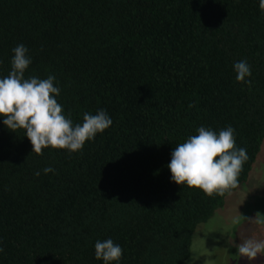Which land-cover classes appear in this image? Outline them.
Masks as SVG:
<instances>
[{
    "label": "trees",
    "instance_id": "trees-1",
    "mask_svg": "<svg viewBox=\"0 0 264 264\" xmlns=\"http://www.w3.org/2000/svg\"><path fill=\"white\" fill-rule=\"evenodd\" d=\"M19 44L24 77L55 76L73 125L100 109L112 124L80 151L38 155L0 116V264H104L94 245L109 238L123 249L110 264H184L264 142L259 0H0V78ZM200 126H231L247 151L223 195L171 180V152Z\"/></svg>",
    "mask_w": 264,
    "mask_h": 264
},
{
    "label": "clouds",
    "instance_id": "clouds-1",
    "mask_svg": "<svg viewBox=\"0 0 264 264\" xmlns=\"http://www.w3.org/2000/svg\"><path fill=\"white\" fill-rule=\"evenodd\" d=\"M259 8L264 12V0H259ZM12 52L11 71L0 78V116L4 117L3 124L8 129L24 130V135L32 145V152L42 155L43 149L48 147L67 149L69 152L80 151L86 141L93 140L97 133L111 126L112 119L104 109L98 110L95 115L85 112L83 123L73 125L55 98L60 94V89L53 83L55 76L49 75L46 79L32 76L26 79L24 72L31 64L28 49L19 44ZM233 68L238 82L250 83L245 80V77L251 76L250 65L246 60L236 62ZM196 131L197 135L189 136L171 152V160L167 165L171 180L178 185L199 188L210 197L214 194L223 195L236 188L248 155L246 149L236 147L235 130L228 126L217 133L200 126ZM53 171L51 167L43 169L45 174ZM35 175L39 176L40 173L36 172ZM241 219L264 226V214L260 212L254 217L241 214L234 217L232 223L238 225ZM94 248L95 258L103 260L104 264L118 262L123 255L121 246L110 238L97 240ZM236 248L240 257L251 261L264 253V240L243 239L236 244Z\"/></svg>",
    "mask_w": 264,
    "mask_h": 264
},
{
    "label": "rangeland",
    "instance_id": "rangeland-1",
    "mask_svg": "<svg viewBox=\"0 0 264 264\" xmlns=\"http://www.w3.org/2000/svg\"><path fill=\"white\" fill-rule=\"evenodd\" d=\"M243 187L242 190H239ZM232 192L225 206L220 208L206 223L196 229L192 253L184 264H263V253L251 261L240 257L236 244L243 239L264 240V226L246 219L240 224L232 223L241 214L254 217L257 212L264 214V142L248 181ZM193 257H197L193 259Z\"/></svg>",
    "mask_w": 264,
    "mask_h": 264
},
{
    "label": "flooded vegetation",
    "instance_id": "flooded-vegetation-1",
    "mask_svg": "<svg viewBox=\"0 0 264 264\" xmlns=\"http://www.w3.org/2000/svg\"><path fill=\"white\" fill-rule=\"evenodd\" d=\"M243 189V187L241 188V189H239V190H242ZM225 206V205H224ZM263 257H264V253H263ZM264 264V263H263Z\"/></svg>",
    "mask_w": 264,
    "mask_h": 264
}]
</instances>
